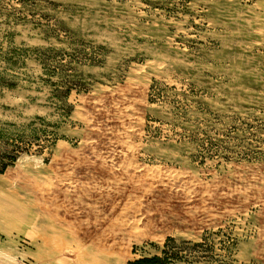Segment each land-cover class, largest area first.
Here are the masks:
<instances>
[{
	"label": "rangeland",
	"instance_id": "rangeland-1",
	"mask_svg": "<svg viewBox=\"0 0 264 264\" xmlns=\"http://www.w3.org/2000/svg\"><path fill=\"white\" fill-rule=\"evenodd\" d=\"M0 191L25 264H264V0H0Z\"/></svg>",
	"mask_w": 264,
	"mask_h": 264
},
{
	"label": "crops",
	"instance_id": "crops-1",
	"mask_svg": "<svg viewBox=\"0 0 264 264\" xmlns=\"http://www.w3.org/2000/svg\"><path fill=\"white\" fill-rule=\"evenodd\" d=\"M1 192V191H0ZM1 194H4L1 192ZM5 195V194H4ZM6 196V195H5ZM7 197V196H6ZM24 221V219H23ZM23 221L21 223V226L23 224ZM9 222L7 220H2L0 225V236H4L5 239L0 240V264H14L18 258H20V249L17 243L15 242L18 236H8L6 233V230H8ZM12 239H9L11 238ZM14 260V261H13Z\"/></svg>",
	"mask_w": 264,
	"mask_h": 264
},
{
	"label": "bare ground",
	"instance_id": "bare-ground-1",
	"mask_svg": "<svg viewBox=\"0 0 264 264\" xmlns=\"http://www.w3.org/2000/svg\"><path fill=\"white\" fill-rule=\"evenodd\" d=\"M223 45V44H222ZM135 93V92H134ZM136 96V95H135ZM83 133V132H82ZM84 138V137H83ZM82 139V138H81ZM84 146V145H83ZM65 149V148H64ZM60 152V151H59ZM65 153V152H64ZM71 159V158H69ZM118 160V159H117ZM100 188V187H99ZM89 192V191H88ZM94 193V192H93ZM100 195V194H99ZM22 213V210H19L18 211V214ZM47 221V220H46ZM53 222V221H52ZM63 224V223H62ZM47 229L48 230H52L53 233L56 235V236H62V237H70V235H66L64 234L63 232H60L58 230L55 229L54 226H52L51 224H48L47 225ZM42 227V226H41ZM46 228V227H45ZM72 239V238H71ZM41 240H42V251L45 252V253H55L56 252V248L55 246H53V244H51V241H52V237H47V236H42L41 237ZM73 242V241H72ZM68 246V245H67ZM70 246V245H69ZM75 246V245H73ZM76 248V247H74ZM110 255V254H109ZM93 257V254H89L88 252H83V249L82 251H77L76 255H75V262H83L85 259H89V260H92ZM95 260V258H94ZM96 261V260H95ZM71 263V262H70ZM69 263V264H70ZM97 263H99V261H97Z\"/></svg>",
	"mask_w": 264,
	"mask_h": 264
},
{
	"label": "built area",
	"instance_id": "built-area-1",
	"mask_svg": "<svg viewBox=\"0 0 264 264\" xmlns=\"http://www.w3.org/2000/svg\"><path fill=\"white\" fill-rule=\"evenodd\" d=\"M1 238H2V237L0 236V240H1ZM15 240H16L15 242L17 243V245H18V246H19V248H20V246H21V245H19V241H20V239H19V238H17V239H15ZM17 264H25V263H23V262H21V261H20V262H19V261H17ZM29 264H31V263H29Z\"/></svg>",
	"mask_w": 264,
	"mask_h": 264
},
{
	"label": "trees",
	"instance_id": "trees-1",
	"mask_svg": "<svg viewBox=\"0 0 264 264\" xmlns=\"http://www.w3.org/2000/svg\"><path fill=\"white\" fill-rule=\"evenodd\" d=\"M138 264H151V262L146 261V262H138Z\"/></svg>",
	"mask_w": 264,
	"mask_h": 264
}]
</instances>
